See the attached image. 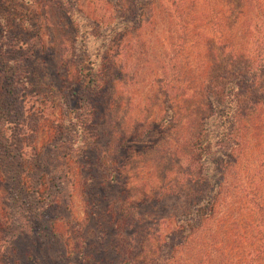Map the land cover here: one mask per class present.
I'll return each mask as SVG.
<instances>
[{
    "label": "rangeland",
    "instance_id": "obj_1",
    "mask_svg": "<svg viewBox=\"0 0 264 264\" xmlns=\"http://www.w3.org/2000/svg\"><path fill=\"white\" fill-rule=\"evenodd\" d=\"M149 2L141 20L138 0H0V264H162L177 216L199 202L207 90L238 73L255 76L241 84L249 112L227 177L235 216L169 264L192 263L222 227L244 240L243 207L264 208V174L252 175L264 165V0Z\"/></svg>",
    "mask_w": 264,
    "mask_h": 264
},
{
    "label": "trees",
    "instance_id": "obj_2",
    "mask_svg": "<svg viewBox=\"0 0 264 264\" xmlns=\"http://www.w3.org/2000/svg\"><path fill=\"white\" fill-rule=\"evenodd\" d=\"M145 1L141 0L140 4L138 0L139 4L137 3L138 9H141L139 15V17L142 16L141 20L143 11L147 6L143 5ZM75 27L78 32L83 30V27L76 26V24ZM91 36L92 32L88 30L83 34L84 44L90 40ZM92 68L94 71L91 73L90 83L91 81L95 82L97 74L95 66ZM263 69L264 58L260 57L254 71L261 73ZM254 76V74L243 75L238 73L220 92L214 88L207 90L206 97L210 113L203 116L201 130L194 143L197 157L193 160V164L197 167L195 181L200 184L197 194L199 202L189 212L177 216V229L168 233L165 238L164 248L169 252L162 264H169L170 261H173L177 256L175 252H181L199 233L204 232L206 235V226L209 229L208 224L210 222L222 220L223 213H233L230 207L223 206H225L224 199L232 195L227 177L231 174V169L237 160L235 151L241 146L239 136L242 135L246 127L245 118L249 112L244 105L241 84L242 81L245 84L251 82ZM93 87L96 88V86ZM170 121L168 120V122ZM214 147H217L214 153L216 156L211 161ZM202 157L208 159L207 164L213 165L211 176L204 174L205 162L201 161ZM262 168H264L263 163L258 161L252 175H263ZM37 192L39 191L37 190ZM43 193L44 190L42 189L41 194ZM253 198L255 197H250L247 202L252 204L250 200ZM246 203L241 200V204ZM243 209L247 210V218L250 215L249 219L251 220L246 232L247 237L242 240L241 234L240 238H235L238 232V229L235 228L237 226L233 227L231 234H228L230 228L222 227L213 234V239L210 237L214 242L213 246H207L205 251L198 253L192 260H189L192 262L190 264H264V208L243 207ZM234 216L231 214L228 219L231 220ZM124 264L132 263L128 259Z\"/></svg>",
    "mask_w": 264,
    "mask_h": 264
}]
</instances>
